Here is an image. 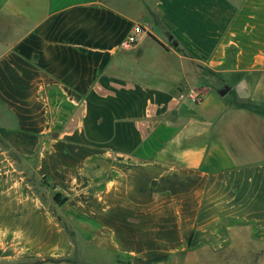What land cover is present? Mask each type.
Masks as SVG:
<instances>
[{"label":"crops","instance_id":"obj_1","mask_svg":"<svg viewBox=\"0 0 264 264\" xmlns=\"http://www.w3.org/2000/svg\"><path fill=\"white\" fill-rule=\"evenodd\" d=\"M76 231L82 264H258L264 0H0V264H79Z\"/></svg>","mask_w":264,"mask_h":264},{"label":"built area","instance_id":"obj_2","mask_svg":"<svg viewBox=\"0 0 264 264\" xmlns=\"http://www.w3.org/2000/svg\"><path fill=\"white\" fill-rule=\"evenodd\" d=\"M143 32L144 30L140 26H136L133 29L132 34L127 38V40L123 42L122 47L128 48V47L135 45L139 41L140 35L143 34ZM193 98L196 103H199L201 101L199 96H195Z\"/></svg>","mask_w":264,"mask_h":264},{"label":"rangeland","instance_id":"obj_3","mask_svg":"<svg viewBox=\"0 0 264 264\" xmlns=\"http://www.w3.org/2000/svg\"><path fill=\"white\" fill-rule=\"evenodd\" d=\"M78 232L76 231L75 232V234L74 235H76V243H77V250H76V252H75V254H74V257H73V261H78V263L79 264H82V261L79 259L80 258V256H82V255H80L81 254V252L83 253V255H84V251H86L87 250V247H85V249H84V246H85V244H84V240L82 239V238H77V236H78ZM89 250L90 251H92V252H95V250H92L91 248H89ZM105 254H107V253H105ZM80 255V256H79ZM105 257H109L108 255H104ZM83 257V256H82ZM96 259L98 260V261H102V257L101 256H97L96 257Z\"/></svg>","mask_w":264,"mask_h":264},{"label":"water","instance_id":"obj_4","mask_svg":"<svg viewBox=\"0 0 264 264\" xmlns=\"http://www.w3.org/2000/svg\"><path fill=\"white\" fill-rule=\"evenodd\" d=\"M228 92V88H224L218 92L220 96H225ZM258 264H264V253L257 256Z\"/></svg>","mask_w":264,"mask_h":264},{"label":"trees","instance_id":"obj_5","mask_svg":"<svg viewBox=\"0 0 264 264\" xmlns=\"http://www.w3.org/2000/svg\"><path fill=\"white\" fill-rule=\"evenodd\" d=\"M59 197H60V195H58V194L55 195V200H56L57 202H59L60 204H62V203H64V202L66 201L65 199H64L63 201H61Z\"/></svg>","mask_w":264,"mask_h":264}]
</instances>
